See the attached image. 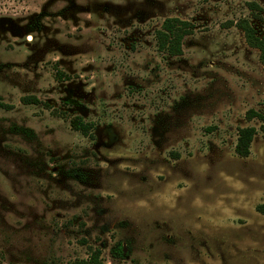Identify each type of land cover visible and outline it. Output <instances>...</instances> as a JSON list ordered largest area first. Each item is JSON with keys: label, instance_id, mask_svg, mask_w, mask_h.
Wrapping results in <instances>:
<instances>
[{"label": "rangeland", "instance_id": "obj_1", "mask_svg": "<svg viewBox=\"0 0 264 264\" xmlns=\"http://www.w3.org/2000/svg\"><path fill=\"white\" fill-rule=\"evenodd\" d=\"M166 19L191 26L179 57ZM239 21L264 38V0H0V264H264V70Z\"/></svg>", "mask_w": 264, "mask_h": 264}, {"label": "trees", "instance_id": "obj_2", "mask_svg": "<svg viewBox=\"0 0 264 264\" xmlns=\"http://www.w3.org/2000/svg\"><path fill=\"white\" fill-rule=\"evenodd\" d=\"M254 10V9H251ZM236 27L244 34L246 44L259 52L260 62L264 70V38H259L255 30L251 27L248 21L236 22ZM192 34L191 26L179 19H166L160 30L156 31L155 39L158 50L167 54L170 57H179L182 55V43L186 36ZM62 74H57V79H61ZM21 102L25 105H36L38 100L35 97H24ZM0 108H9L6 105L0 104ZM253 114V113H250ZM248 115L251 119L255 115ZM71 129L79 132L84 137H88L91 132V125L83 123L80 118H74L70 121ZM256 134L254 128H244L238 131L237 143L235 146V154L241 158H246L249 155L250 145ZM99 251H93L89 254L88 259L84 264H103L99 259Z\"/></svg>", "mask_w": 264, "mask_h": 264}]
</instances>
